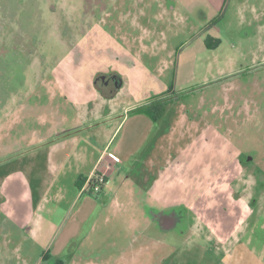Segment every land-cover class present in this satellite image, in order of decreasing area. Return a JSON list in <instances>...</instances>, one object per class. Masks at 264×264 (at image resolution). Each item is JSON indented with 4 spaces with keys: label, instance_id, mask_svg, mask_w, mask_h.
Returning a JSON list of instances; mask_svg holds the SVG:
<instances>
[{
    "label": "rangeland",
    "instance_id": "rangeland-1",
    "mask_svg": "<svg viewBox=\"0 0 264 264\" xmlns=\"http://www.w3.org/2000/svg\"><path fill=\"white\" fill-rule=\"evenodd\" d=\"M242 2L207 19L172 0H0V264H264V0ZM161 96L123 158L106 113ZM86 146L121 192L59 179L53 158Z\"/></svg>",
    "mask_w": 264,
    "mask_h": 264
},
{
    "label": "crops",
    "instance_id": "crops-1",
    "mask_svg": "<svg viewBox=\"0 0 264 264\" xmlns=\"http://www.w3.org/2000/svg\"><path fill=\"white\" fill-rule=\"evenodd\" d=\"M227 0H172L174 4L180 9H184L188 11L189 13H194L199 8L206 9L205 12H207V19L212 18L214 15H216L219 11L223 9V6L225 5ZM244 1L246 0H242ZM215 17V16H214ZM198 52L199 50L196 49L194 46H190L185 51L182 50L179 54V65H178V71L180 72V69L183 68H189L194 71L195 64L198 59ZM192 71V72H193ZM178 74V73H177ZM179 76V75H178ZM182 77V76H181ZM194 77L191 76V79H184L180 82H186L188 80H192ZM116 97L112 96L109 99H112ZM116 111H108L106 113L105 118L108 120V125L110 126L112 121H115L118 123L117 128L115 129L118 131L121 127H123L125 131V137L124 139L118 143L117 145V151L119 154L123 156V158H128L132 153L139 148L142 144H144L143 139L146 135L147 131L149 130L151 126V122L149 121L151 117L145 116V113H136L134 115H126L124 114H115ZM120 119V122L118 120ZM112 127V126H110ZM67 138L66 140H68ZM66 140L59 141L57 143H54V146H52V150L56 151L58 149H61L62 146L60 145V142H63V145L69 146V143H73L72 145H75V141L77 140L73 139L72 142ZM111 141V140H110ZM122 142H127V144H124ZM71 145V147H72ZM87 147V148H86ZM83 148L75 151L74 154L68 157L66 156H58V158H53V164L57 166L56 171L59 172L58 177L62 181H66V183H69L74 186H78L79 189V179L86 178L88 179L90 176H92L94 173L101 172L103 170H106L110 174V179L107 182V184L103 187V190L101 192H106L107 189L111 188V191H114L115 193L121 192V188L119 184H122L124 181H120L121 175L120 170L117 163H114L110 159L105 160V164L101 166L103 163L101 161V157L96 156V151H92L91 146L88 148L86 146ZM125 155V156H124ZM127 155V156H126ZM251 157V156H250ZM249 160L252 161V159ZM124 160V159H123ZM117 184V185H116ZM112 185L114 186V190L112 189ZM119 186V187H118ZM124 186V183L122 184ZM84 187V185H83ZM120 188V189H119ZM81 191V190H80ZM36 227L32 226L31 231L36 232Z\"/></svg>",
    "mask_w": 264,
    "mask_h": 264
},
{
    "label": "trees",
    "instance_id": "trees-1",
    "mask_svg": "<svg viewBox=\"0 0 264 264\" xmlns=\"http://www.w3.org/2000/svg\"><path fill=\"white\" fill-rule=\"evenodd\" d=\"M170 98L171 97H169V96L158 97L155 100H153L150 104L137 107L133 111L135 113H145L149 117H151L154 121H156L157 114H158L159 111H161L162 105L167 100H170ZM86 180H87L86 178H82V177L79 179V188L80 189L83 187V185L85 184ZM90 184H92V182Z\"/></svg>",
    "mask_w": 264,
    "mask_h": 264
},
{
    "label": "built area",
    "instance_id": "built-area-1",
    "mask_svg": "<svg viewBox=\"0 0 264 264\" xmlns=\"http://www.w3.org/2000/svg\"><path fill=\"white\" fill-rule=\"evenodd\" d=\"M113 159L119 161V158L116 155H113ZM91 182L92 184H90ZM106 183L107 179L105 174L103 172H97L86 180L82 190H88L90 193L101 192Z\"/></svg>",
    "mask_w": 264,
    "mask_h": 264
},
{
    "label": "flooded vegetation",
    "instance_id": "flooded-vegetation-1",
    "mask_svg": "<svg viewBox=\"0 0 264 264\" xmlns=\"http://www.w3.org/2000/svg\"><path fill=\"white\" fill-rule=\"evenodd\" d=\"M245 162H251V161L249 160V157L246 158ZM173 212H175V211H173ZM174 214H175V213H174ZM163 222H164V225H165L166 228L172 227V226H171V222H170V223L168 222V218H164V219H163Z\"/></svg>",
    "mask_w": 264,
    "mask_h": 264
}]
</instances>
